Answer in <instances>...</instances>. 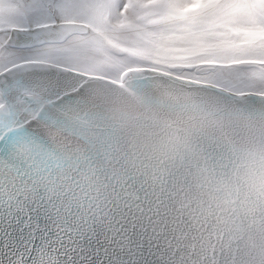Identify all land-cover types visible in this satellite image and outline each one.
I'll list each match as a JSON object with an SVG mask.
<instances>
[{
  "label": "snow or ice",
  "instance_id": "1",
  "mask_svg": "<svg viewBox=\"0 0 264 264\" xmlns=\"http://www.w3.org/2000/svg\"><path fill=\"white\" fill-rule=\"evenodd\" d=\"M6 56L0 264H264V0H0Z\"/></svg>",
  "mask_w": 264,
  "mask_h": 264
},
{
  "label": "water",
  "instance_id": "2",
  "mask_svg": "<svg viewBox=\"0 0 264 264\" xmlns=\"http://www.w3.org/2000/svg\"><path fill=\"white\" fill-rule=\"evenodd\" d=\"M12 64L0 71V74L7 72L10 68H14ZM0 187L12 189L20 187L24 183L29 182V171L33 164L30 159L24 158L20 153L19 145L10 144L9 137L17 132L18 121L23 116L25 110L30 106L29 102L33 99L27 92H19L16 89L0 88ZM44 139L55 147L49 136V130L44 129ZM73 151L84 150L83 142L78 137L72 135L59 137ZM94 164L98 161H93ZM83 170V168H82ZM73 177L79 178L80 173L73 171Z\"/></svg>",
  "mask_w": 264,
  "mask_h": 264
},
{
  "label": "rangeland",
  "instance_id": "3",
  "mask_svg": "<svg viewBox=\"0 0 264 264\" xmlns=\"http://www.w3.org/2000/svg\"><path fill=\"white\" fill-rule=\"evenodd\" d=\"M18 2L19 0H5L6 6L9 7H15ZM9 59L10 57L7 56L4 58H0V71L13 64V63H9ZM0 104H2L1 98H0Z\"/></svg>",
  "mask_w": 264,
  "mask_h": 264
}]
</instances>
